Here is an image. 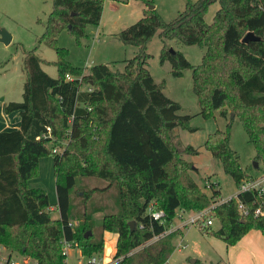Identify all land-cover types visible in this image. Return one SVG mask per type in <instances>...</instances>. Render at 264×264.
<instances>
[{"label": "trees", "instance_id": "1", "mask_svg": "<svg viewBox=\"0 0 264 264\" xmlns=\"http://www.w3.org/2000/svg\"><path fill=\"white\" fill-rule=\"evenodd\" d=\"M51 1L39 43L56 49L58 76L43 68L37 47L24 50L23 99L4 106L7 114L18 112L21 118L19 128L0 132V246L9 251L7 262L15 254L36 264H67L66 243H76L84 256H101L105 232L115 231L114 264H169L182 231L162 234L178 210L213 205L210 216L219 228L213 230L206 221L199 227L228 246L254 229L264 235V195L248 191L219 202L218 183L207 194L191 174L183 155H198L199 149L190 144L180 149L172 132L178 127L196 131L192 115L180 114L181 104L165 94L164 83L156 82L147 52L159 32L162 62L170 61L177 77L193 70L200 113L208 118L214 110L232 108L256 149L258 169H264V0H188L172 21L145 8L142 18L117 34L124 44L138 47L124 70L96 64L88 71L70 63L58 38L64 29L77 40L84 38L88 25L101 22L104 0ZM216 2L220 8L207 23L205 16ZM248 32L260 39L245 42ZM170 41L205 47L202 62L193 65L183 52L171 50ZM232 122L226 131L209 134L205 148L240 186L256 176L244 171L231 147ZM46 155L54 158L55 205L43 188L28 185ZM152 201L166 211L165 220L150 217ZM240 203L248 206L249 215H240ZM258 206L263 213L255 215Z\"/></svg>", "mask_w": 264, "mask_h": 264}, {"label": "rangeland", "instance_id": "2", "mask_svg": "<svg viewBox=\"0 0 264 264\" xmlns=\"http://www.w3.org/2000/svg\"><path fill=\"white\" fill-rule=\"evenodd\" d=\"M188 0H104V9L99 25H88L87 35L77 40L68 29H64L58 38V46L67 51L66 58L74 66L90 70L96 64H108L113 70H124L127 60L138 53V47L124 44L117 34L124 28L137 22L144 16V9L151 5L161 14L164 20L172 21L182 10ZM196 1V0H193ZM220 3L212 4L205 16L207 23H212ZM52 10L51 0H0V31L5 29L13 36L12 41L6 44L0 41V111L4 102L21 101L23 99L26 73L24 70V50H32L37 47V54L44 59L43 68L53 77L58 76V68L55 61L58 53L54 47L39 43V38L46 28L47 18ZM1 36V35H0ZM175 50H180L193 64L198 65L203 60L205 47L199 45H186L176 41L168 42ZM163 48L159 32L156 33L147 44V52L151 54L148 68L157 83H164V92L171 99L179 102L182 109L180 114L192 115L190 125L196 131L176 128L172 132L175 142L180 149L187 145H193L199 149L198 155L184 154L183 157L192 165L191 174L200 187L211 194V189L206 186L207 181L218 183L221 195L218 201H225L236 195L238 186L234 178L225 172L222 163L205 148V142L209 134L217 130L226 131L228 122L233 118L231 126V147L238 153L240 163L244 171L256 177L264 173L262 168H255L254 162L256 149L249 142L248 134L239 118L233 117V109L224 106L225 116L221 109L214 110L213 114L205 118L201 113V106L193 88V70L185 69L182 76L177 77L172 73L170 61L162 62L161 51ZM84 85L83 88H86ZM64 140L62 147L66 145ZM183 150V149H182ZM94 181H90V186ZM28 185L32 188H43L49 195L51 205L57 203L56 178L54 174V158L46 155L40 158L36 174L29 179ZM88 185V186H89ZM56 207V206H55ZM208 206L207 208H210ZM206 208V209H207ZM54 218L59 217V211L52 212ZM103 215H97V222L101 223ZM210 216V214H209ZM212 218V216H210ZM176 220H174L175 223ZM213 230L219 228V222L213 219ZM112 231L105 232V246L99 264L112 262L115 257L116 243L113 241ZM206 230L198 226H190L184 244L188 248L180 247L181 235L174 239L177 250L171 258V264H180L190 261V258L212 260L214 264H224L227 247L219 248L208 243ZM215 236V235H214ZM158 239V238H155ZM222 239V238H219ZM222 241H224L222 239ZM183 242V241H182ZM225 242V241H224ZM222 243V242H221ZM9 251L0 246V261H6ZM23 257L13 254L12 261L22 263ZM30 264L34 260L26 259ZM90 257L84 256L76 243L68 249L67 264H87ZM212 264V263H211Z\"/></svg>", "mask_w": 264, "mask_h": 264}, {"label": "crops", "instance_id": "3", "mask_svg": "<svg viewBox=\"0 0 264 264\" xmlns=\"http://www.w3.org/2000/svg\"><path fill=\"white\" fill-rule=\"evenodd\" d=\"M6 103L7 102H4V104L1 107V111H0V132L5 131V130L17 129L20 127V124H21V118L18 112H14L11 114H7L5 112L4 106ZM97 215H100V213L96 214L95 216L96 219H98ZM180 224H181L180 221L176 220L174 223L175 229H177L178 226H180ZM190 226L191 225L178 228V229H181L182 231L180 235L182 236L181 240L183 242L181 241V243L179 244L180 247L188 248L189 246L188 243L184 244V238L187 236V233L190 230ZM112 234H114L112 239L116 243V250H117V241H118L119 234L118 232H115V231H113ZM206 236H207L206 237L207 239L205 240L208 243H211L213 245L215 244L220 249L219 253H223L221 251L222 247L224 246L227 247V253L225 254V260L221 259V261L224 264H264V235L260 230H256V229L251 230L245 236H243L242 239L238 243L232 246H228L226 242L222 241V239H219V237L217 236H214V235L213 236L206 235ZM104 239H105V234H104ZM174 253L172 254V256L174 255ZM172 256L169 259V264H171ZM114 263H115V258L112 262H109L107 264H114ZM211 263L214 264L213 261L208 260V258L203 260L199 257H196L195 259L190 258V261L182 262L180 264H211Z\"/></svg>", "mask_w": 264, "mask_h": 264}, {"label": "built area", "instance_id": "4", "mask_svg": "<svg viewBox=\"0 0 264 264\" xmlns=\"http://www.w3.org/2000/svg\"><path fill=\"white\" fill-rule=\"evenodd\" d=\"M67 77L69 79L71 78L70 75H67ZM213 184H214V182H210L208 180L206 183V186L211 187ZM248 191H255L259 195H264V173L261 177H255L253 179L244 180L240 184V186H238V191H237L236 195H234V196L238 197L239 193L248 192ZM154 204H155L154 201H152L148 207V213H149L150 217L152 219L158 220V221L165 220L166 219V211L164 209L155 208ZM214 206L215 205L211 206L210 208L203 209L200 211H194V212H188V211H185L184 209L178 210L177 217L175 218L176 220H179L181 223L180 226H178V228L186 227L189 225L199 227V224L203 221H206L208 225H213L214 221L212 218H210L209 214L211 213V210ZM249 213H250V209L248 208V206L244 203H240V215L242 217H245L246 215H249ZM262 213H263V207L258 206L255 209V215H260ZM174 226L175 225L173 224L172 226L168 227L166 229L165 233L162 234V236L165 234L171 233L172 231H175L178 229V228L175 229ZM156 238H158V237H156ZM72 244L73 243H66L65 252L67 253V255H68V249ZM101 259H102L101 257L95 255V256H92L90 258V261L92 263L99 264ZM0 264H30V261L28 262L27 260H23L22 263H18V262L12 261V259H11L9 262H7V260L2 261V262L0 261ZM34 264H36V263L34 262Z\"/></svg>", "mask_w": 264, "mask_h": 264}, {"label": "water", "instance_id": "5", "mask_svg": "<svg viewBox=\"0 0 264 264\" xmlns=\"http://www.w3.org/2000/svg\"><path fill=\"white\" fill-rule=\"evenodd\" d=\"M154 8L155 7L152 5L149 7V9H154ZM0 35H1L0 41L4 42L6 44H9L12 41V38H13L12 34L5 29L0 31ZM259 39H260V37H257L254 32H248L243 40L245 42H249L250 40H259ZM171 50L173 51V48ZM254 166H255V168H259V164L257 161L254 162ZM130 225H131L132 230L137 228V222L134 220L130 222ZM86 236H88V235H86Z\"/></svg>", "mask_w": 264, "mask_h": 264}]
</instances>
